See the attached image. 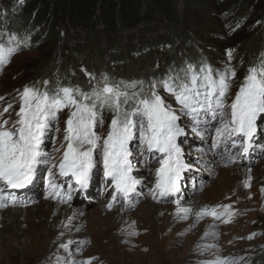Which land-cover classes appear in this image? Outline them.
I'll list each match as a JSON object with an SVG mask.
<instances>
[{
	"label": "rangeland",
	"instance_id": "374dc122",
	"mask_svg": "<svg viewBox=\"0 0 264 264\" xmlns=\"http://www.w3.org/2000/svg\"><path fill=\"white\" fill-rule=\"evenodd\" d=\"M5 1L8 0H0V15H5V12L10 9V6L7 7L8 3H5ZM208 1L209 4L212 3L216 6L209 9V11H224L223 7H219L217 0ZM204 3L205 1H201V5L196 6L194 5L195 1H191L188 5H186L185 2H179L177 4V8L181 14L179 19L187 23L186 26H188V29L191 31L200 28L205 22H211L214 25L218 24L217 21L207 20V13L202 8ZM3 9L6 10L3 11ZM9 11L12 12L11 10ZM209 15L213 14L209 13ZM229 20L230 22L227 20L224 24L225 27L227 25H235L233 19ZM180 23L182 24L181 21ZM167 26V21L164 18L159 24L141 23L133 29L124 30L121 34L115 33L116 36L114 37L117 39L115 43L118 42L119 47L122 49L121 51L119 50L120 54L130 48L128 45H132L133 48H135L134 51H136V47L140 44L141 38L160 34ZM3 30L9 31L10 34L17 31L16 29ZM37 30L38 29L27 28L26 32H19L18 35L21 34L23 38H25L24 44L26 48H13L14 52L7 58V62L0 64V97H2V99H0V113H2V115H0V121L8 120L14 122L18 119L16 113L19 111L20 107L19 92H22L25 86L32 87L35 83L36 78L30 76L27 67L30 61L40 54V51L36 49L38 46L36 37L39 33ZM29 33L31 37L26 40L27 34ZM231 33H234V29ZM79 34H82V32ZM15 40L16 39H14V41ZM68 40L71 41V39ZM105 40H97V52L98 54L101 52L99 56H106L105 51H108ZM0 46L12 48L1 36ZM119 51L116 53L119 54ZM99 56L97 58H99ZM120 58L121 57L117 55L113 57L114 60H119ZM123 58H125V56ZM55 63H57V61H55ZM81 70H83L82 67ZM149 70L151 69L146 66L142 73H146ZM84 72V86H87V83L90 85L102 83L104 75L102 76V74H100L99 76L102 77L98 78V76L96 77V75L90 74L86 70ZM223 72L224 71L220 69V73ZM89 74L91 77H94V79L90 78ZM228 74V88L225 98L234 97L240 89V83L237 81L232 83L230 71ZM216 79H218V77ZM109 80L111 81V78H109ZM118 82L121 83L122 81L119 80ZM152 82L149 81L146 85V92L144 94L148 93ZM75 86V83L70 85V87ZM94 87L95 86L86 88H91L89 92H92ZM156 91L163 97L165 105L169 106L179 117L177 124L183 130V134L176 138V144L181 150V159L185 164L189 165V168L181 173V177L178 181L179 192L166 198H159L156 200L150 198L153 195L149 194L151 192V190L148 189L149 185L153 180V175H155L156 167H158L157 164H160V160L164 157L163 154L156 151L149 153L146 150V145H143L142 148L138 138L139 134L137 133V138L135 139L137 145L134 149L131 147L133 154L131 162L133 165L132 176L141 180L142 183L136 186L137 191L132 195L133 199H131L130 203L126 204L117 200V202L114 203L116 207L113 205L107 208L109 214L105 215L104 218L110 224L117 225L118 221L119 224L115 228L111 227L108 231H105L104 233L106 236L102 235L99 242H93L89 235L90 228L87 227L91 223V214L93 211L98 210L101 214L103 213L102 203L104 199L101 197L100 189L97 188L102 185V182L100 183L99 181V179H102V173H100V169L98 168V165L101 163L100 159L103 158L102 154L95 155L98 164H96L94 168V175L96 173V177L94 176L93 181L90 180V189L86 191L85 194L72 199L69 196L70 190L72 189L68 188L70 190L65 192L62 188L60 197L53 198L56 193L52 190L49 183H47L48 179L52 178L49 174L54 173V170H50L49 168L50 164L56 163L55 174L61 175L59 162L63 158L64 150L67 147L64 141L65 121L68 119L70 112L75 110L72 107L65 108L58 113V119L51 124L41 144L42 151L47 153V163L40 165L38 168L35 180L38 183H32L34 188L29 185L27 188L17 190V199L15 202H5L7 206H10L0 208V215L8 220L10 212L25 208H33V205L35 206V204L39 203L42 199L46 201H58V206L65 205L67 207L65 213L61 217L62 220L72 217V211H80L81 213L77 217H74L71 223L68 224L67 232L56 234L53 229V237H46L43 245L40 247L37 246L39 244L36 243H32V245H28L27 247H21L17 240L9 241V246L4 249L0 248V264H72L73 261H83V259L89 255H98L102 264H204L215 260L217 257H225L226 254L233 252L231 250L232 248L238 250L236 255H252L255 261L254 264H264V191H262V189H264V179L260 177L256 180V183L250 185L253 182L252 174L255 173V168L258 167V164H264V142H262V133L264 130L261 131V120L258 118L259 121L257 122V126L259 129L254 142H251L253 144L250 148L251 150L249 149L247 153L244 152L243 159L247 161L246 164H243L242 159L238 157V155L229 152L232 148V144L228 143L229 146L231 145L228 149V153L223 145H221L222 148L220 146V148L217 149L213 148V143L218 137L216 132L218 121H215L213 116L209 117V115H205L204 118L201 119L190 113L189 110L182 109L173 95L163 91L161 88H157ZM9 105H11L10 108L8 107ZM121 106L124 105L122 104ZM5 108H8L7 112H4ZM96 110L103 122L98 124L93 130L96 132V135L101 138L100 145L102 152L103 139L107 136L115 113H112L113 110L107 112L100 111V109ZM233 139L238 141L235 152L240 151L242 153L243 148L240 147V144L243 142V138L234 136ZM230 141L231 139H229V142ZM228 166L234 167L237 171L247 176L243 179V175H234L237 182L242 181L245 184V181H248L249 187L251 186L250 190L249 187L245 186L239 187V190L243 191L242 193L244 195L248 193L250 199L247 196H236L235 187L233 188L232 185L235 182L233 179L234 177H232V171L228 172L229 175H227L226 178L221 177L222 168ZM70 178L73 180L74 177L70 174ZM53 181L54 179L51 180L52 183H54ZM110 183L112 184L111 181ZM73 186L77 185L74 183ZM60 187L62 186H56L57 190ZM246 190H248V192H246ZM142 196L143 198L140 199L139 202L138 200L135 201L136 198ZM157 197L159 196L157 195ZM254 197L258 198L260 201H253ZM7 199L8 198H5V200ZM108 202L112 203V200H108ZM123 204L127 207H124ZM180 204H185L187 208L191 210L194 207L201 206L206 207V209L210 211L213 209L217 210V206L223 205H229L230 208L225 211L220 207V212L223 213V215L219 218H214L209 214L196 218V215H194V217L193 213L190 211L186 214L187 218L181 220V228L171 236H164L162 230H156L153 236H148L147 234L149 231H147V227H127L123 238V247L121 248L122 237L120 238V235H122V233L120 229L125 227L126 223H129V221L134 220L135 216L143 207L148 205H156L159 207L173 205L175 208H178ZM131 205L133 206L130 207ZM66 212L69 213L67 214ZM170 218L171 216H169L168 220ZM152 220L156 222L157 219L155 216H152ZM6 221H0V226L5 225ZM7 222L11 223V221ZM78 223H80V225H78ZM202 223H207L208 231L205 233H208V235H205V233L202 232L203 230H200V225ZM73 228L77 229V232L72 230ZM163 228H166V226H163ZM103 230L104 227H99V231ZM251 230L257 231L251 239H249V237L246 238V235ZM132 232L136 234L130 235ZM79 234H85L86 237L81 240V238L78 237ZM142 235L145 237L143 238ZM70 241L73 243H69ZM0 243H2V239H0ZM62 244L67 245V248H61L60 245ZM233 254L230 253L228 255ZM228 255H226V257Z\"/></svg>",
	"mask_w": 264,
	"mask_h": 264
},
{
	"label": "snow or ice",
	"instance_id": "6c2138e0",
	"mask_svg": "<svg viewBox=\"0 0 264 264\" xmlns=\"http://www.w3.org/2000/svg\"><path fill=\"white\" fill-rule=\"evenodd\" d=\"M14 39L16 37L9 34V40ZM13 52V48L0 46V64L6 63ZM231 74L235 75L234 70ZM90 78L94 79L91 75ZM228 78V70L214 73L210 66L197 69L188 65L174 75L152 82L147 94H144L143 82L112 83L107 75L103 76L102 83H98L91 93L82 91L79 87L57 85L51 88L49 81L43 82L44 91L25 86L19 92L20 107L16 113L18 119L14 122L0 121V181L10 189H23L33 183L39 166L47 163V153L41 149L45 134L58 119V113L72 107L75 110L70 112L65 121L64 141L67 147L59 162L61 175L71 174L79 188H86L97 164L95 155L102 154L105 176L111 178L115 187L113 201L118 196L130 199L131 194L136 193V186L142 183L132 176L133 165L129 159L132 156L131 142L137 138L138 133L141 144L146 145L149 153L156 151L164 157L156 170L153 199L173 196L179 192L178 181L189 165L181 159V150L176 144V138L183 134L177 124L179 117L165 105L163 97L156 90L161 88L173 95L182 109L189 110L195 116L201 112H211L214 119L217 113L221 120L228 116L227 122L216 129L218 139L213 147L219 148L227 134L229 137L243 138L240 147L247 153L251 147L250 141L257 131L258 118L264 120V63H261L259 70L255 67L248 70L234 100L225 106L223 99L228 88ZM138 83V91H128L136 89ZM122 104L125 106L123 110ZM104 105L113 109L115 115L107 136L103 139L101 152V138L93 129L103 122L96 109ZM228 108L231 110L230 115L227 113ZM7 111L8 108H5L4 112ZM232 146H237L235 139ZM49 184L56 193L53 198L59 197L60 192L56 185L51 180ZM245 187H249L248 181H245ZM156 190L159 197L155 194ZM2 192L3 189H0V193ZM9 196L15 202V195ZM4 199V196H0V208L7 206ZM111 206L110 202L108 207ZM217 207H222L225 211L230 208L229 205ZM178 211L185 214L181 216L183 219L187 218L186 214L191 209ZM205 214L214 218L223 215L215 209L210 212L201 209L196 216L200 218ZM60 247L67 248V245L62 244ZM72 264H90V260L73 261ZM207 264H235V260L230 257H217Z\"/></svg>",
	"mask_w": 264,
	"mask_h": 264
},
{
	"label": "trees",
	"instance_id": "16d2710c",
	"mask_svg": "<svg viewBox=\"0 0 264 264\" xmlns=\"http://www.w3.org/2000/svg\"><path fill=\"white\" fill-rule=\"evenodd\" d=\"M191 1H195V6L205 1L202 8L207 20L218 24L205 22L195 31L188 29L187 23L179 19L177 4L188 5ZM5 3L12 12L8 10L0 15V36L10 47L26 48L25 38L19 32L38 29L36 49L40 54L30 61L27 70L36 78L32 87L40 91H44L43 82L49 81L51 88L75 83L82 91L91 93V88L86 87L97 85L84 86L86 70L98 78L106 74L112 83L143 82L145 93L149 81H160L188 65L197 69L210 66L214 73H220V69L234 70L232 83H242L250 68L259 70L264 63V0H217L223 12L209 11L216 6L208 0H8ZM163 18L168 26L162 33L141 38L136 51L128 45L130 48L120 54L122 49L115 43V33L121 34L141 23L159 24ZM229 19L235 25L225 27ZM3 29H16L12 34L16 40H9L10 32ZM30 37L27 34L26 40ZM99 39H106V56L97 52ZM116 55L121 58L114 60ZM146 66L151 70L142 73ZM139 88L138 83L136 89L128 91ZM98 108L105 112L113 110L107 105Z\"/></svg>",
	"mask_w": 264,
	"mask_h": 264
},
{
	"label": "bare ground",
	"instance_id": "6f19581e",
	"mask_svg": "<svg viewBox=\"0 0 264 264\" xmlns=\"http://www.w3.org/2000/svg\"><path fill=\"white\" fill-rule=\"evenodd\" d=\"M124 107L125 106H122L121 109L123 110ZM220 121H222V120H220ZM209 124H211V123H209ZM258 129L259 128L257 126V131L250 141L251 147L253 145L251 142H254V140L256 138V134L258 132ZM233 138H234V136L229 137L226 142H228L229 139H231V141L234 140ZM225 143L223 144V146L225 145ZM230 146H229V144H226L224 146L227 153H228V149L230 148ZM231 147L232 148L229 150V152H233V153H235V155H238V157H240L242 159L243 164H246L247 160L243 159L244 158V150L242 151V153L240 151L235 152V147H233V146H231ZM263 153H264V149H263ZM260 155H263V154H260ZM236 163H238V162H236ZM255 164H257V163H255ZM257 166L258 167L255 168V170H254L255 173L252 174V181L253 182L250 185L256 183V180L260 177H262L264 179V164H258ZM94 171L95 170H92L91 178L89 179V182H90V180L93 181V179H94ZM230 171H232V174H233L232 177H234L233 179L235 180V182L232 185H233V188L235 187L236 196L239 195L242 197L243 196L248 197V193L246 195H244L242 193L243 191L239 190L241 187H244L245 184L242 181L237 182L234 175L235 174H239V176L243 175V179L246 178L247 176L244 175L242 172L237 171L234 167L228 166L226 168L225 167L222 168L221 174H220L221 177L226 178L227 175H229L228 172H230ZM53 176L54 175L51 174V177H53ZM35 180H36V178H35ZM35 180L33 181V184L38 183ZM239 180H242V179H239ZM230 181H231V179H230ZM155 182H156V176L153 175L152 192H153V189L155 186ZM60 184L62 185L63 190L65 192H68L70 190L62 182H60ZM31 186H32V184H30V187ZM90 186L86 190H83L84 188L83 189L79 188L78 185L74 186V189L70 190L69 196L73 199L74 197L85 194L86 191H88L90 189ZM250 187H249V190H250ZM32 188H34V186H32ZM97 188L100 189L101 197L104 200L102 203L103 213L101 214L98 210L93 211L91 214V223L87 227V228H90L89 235L91 236V240L93 242H99L100 237L102 235L106 236V234L104 233L105 231H108L111 227L115 228L119 224V221H118L117 225L110 224L104 218L105 215L109 214L108 210L106 208V206L108 207V205L110 204V202H108V200L109 199L113 200L112 199V195H113L112 186L110 185V183H106L102 180V185L97 187ZM214 188H216V187H214ZM246 192H248V190H246ZM14 195H15V197H17L16 192H14ZM132 195H134V194H131V197H132ZM23 197H22V199L24 200ZM142 198H143V196L138 197V198H136L135 201L138 200V202H139V200ZM19 199L21 201H23L21 198H19ZM117 200L122 201V203H124L125 201H129V199H124L123 197H119V196L117 197ZM117 200L115 202H117ZM152 200H154V199L152 198ZM254 200L260 201L256 197L253 198V201ZM60 202H64V201H60ZM180 203H182V202H180ZM57 204H58V201H49V200L46 201V200L42 199L39 203L35 204V206L33 205V208H25V209H22L19 211L10 212V214H9L10 216H8V220L4 216L0 215V221H6V220L9 222L11 221V223H8L6 221L5 225L0 226V239H2V243H0V248L4 249L5 247L9 246V243H10L9 241H11V240H17L21 247H27L28 245L30 246V245H32V243L39 244L37 246L40 247L43 245V242H44L46 237H50V238L53 237V234H52L53 229L55 230L54 232L56 234L67 232L66 230L68 229L67 228L68 224H70L71 220L74 217H77L81 212L80 211H76V212L72 211V215H73L72 217L62 220L61 217L65 213L67 207L65 205L58 206ZM113 205H114V203L112 204V206ZM8 206H10V205H8ZM118 206H119V204H118ZM123 206L127 207L125 204H123ZM132 206L133 205H131L130 207H132ZM130 207H128V208H130ZM184 208H187V206L185 204H183V205L180 204V207H178V208H175L173 205H168V206L165 205V206H160V207L156 206V205H153V206L148 205L146 207H143L142 210L135 216L134 220L129 221V223H126L125 227L120 229V232L122 233V235H120V238L122 237L121 248L123 247V245H122L124 242L123 238H124L125 230L127 227H135V226H141L140 228H146L147 227V231H149V233L147 234L148 236H153L154 232L156 230H162L164 233V236H171L174 232H176L182 226L181 220H183V219L181 218V216H183L185 214L180 213L178 210L184 209ZM201 209H206V207L201 206V207L192 208L191 212L193 213V216L196 215V213L199 212ZM207 210L210 211L209 209H207ZM66 213L68 214L69 212H66ZM152 216L156 217V219H157L156 222L154 220H152ZM169 216H171V218L168 220ZM196 218H197V216H196ZM78 225H80V223H78ZM163 226H166V228H163ZM207 226H208L207 223L206 224L202 223L200 225V230L201 231L203 230L202 232L205 233L206 231H208ZM99 227H104V230L99 231ZM72 230L77 232V229H75V228H73ZM74 231H72V232H74ZM6 235H7V237H6ZM144 235H142L143 238L145 237ZM78 237H80L82 240L86 237V235L85 234H79ZM109 240L111 242L110 236H109ZM231 250L235 254H236V252H238V250L236 248H232ZM204 264H207V263H204Z\"/></svg>",
	"mask_w": 264,
	"mask_h": 264
},
{
	"label": "clouds",
	"instance_id": "9594fccd",
	"mask_svg": "<svg viewBox=\"0 0 264 264\" xmlns=\"http://www.w3.org/2000/svg\"><path fill=\"white\" fill-rule=\"evenodd\" d=\"M230 72H232V71H230ZM231 74V73H230ZM233 76V75H232ZM246 77V76H245ZM245 77H243L242 78V83H240L239 81H237V82H239L240 83V87H241V85L244 83V81H245ZM232 79H233V77H232ZM70 85H72V84H70ZM235 97V96H234ZM233 97V98H234ZM225 98V97H224ZM228 98H231V97H226L225 99H228ZM99 109V108H98ZM100 111H102V110H100ZM105 112V111H104ZM112 113H115V112H112ZM261 131L262 130H264V121H261ZM133 142L137 145V143H136V141L134 140V141H132L131 142V146L130 147H132V148H135L136 147V145L135 146H133ZM262 142H264V132L262 133ZM142 148H143V146H142V144L140 145ZM132 157H133V154H132V156L129 158L130 159V161L132 162ZM157 164V163H156ZM158 165V164H157ZM157 168V167H156ZM56 172V170L54 171V173ZM132 174V173H131ZM155 175H156V170H155ZM99 181H100V183L102 182V180L101 179H99ZM60 180H59V184H60ZM110 183V182H109ZM61 185V184H60ZM110 185L112 186V192L114 193L115 192V187H114V185H112L111 183H110ZM152 188H153V183H152V181H151V183H150V185H149V188L148 189H150L151 190V192H152ZM137 191V190H136ZM149 193V194H152L153 195V192L152 193ZM156 195H158L159 196V192H158V190H156V193H155ZM152 198H153V196H151ZM150 197V198H151ZM151 198V199H152ZM131 199H133V197H130V199H129V201H125L124 203H126V204H128V203H130V201H131ZM110 200V199H109ZM156 200V199H155ZM113 203H115V201H113L112 200V203L111 204H113ZM115 207H116V205H114ZM106 208H108L107 206H106ZM217 212H220V207L216 210ZM256 231L257 230H251L247 235H246V238L247 237H249V236H254L253 234H255L256 233ZM231 254H233V252H230ZM230 253H228V254H230ZM228 254H226V255H228ZM226 255H225V257H226ZM227 257H230V258H233L234 260H235V264H254L255 263V261H254V263H252L253 262V257H252V255L251 256H248L247 254H242V255H236V254H233V255H228ZM84 260H90V264H92V263H94V264H102V261L99 259V257H98V255H89V256H86L84 259H83V261ZM240 260H242V261H240Z\"/></svg>",
	"mask_w": 264,
	"mask_h": 264
}]
</instances>
